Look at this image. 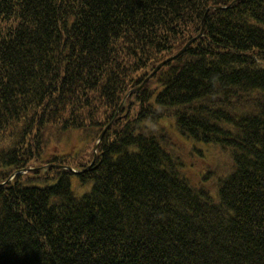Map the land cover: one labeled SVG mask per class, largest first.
Wrapping results in <instances>:
<instances>
[{
	"label": "trees",
	"instance_id": "trees-1",
	"mask_svg": "<svg viewBox=\"0 0 264 264\" xmlns=\"http://www.w3.org/2000/svg\"><path fill=\"white\" fill-rule=\"evenodd\" d=\"M0 264H264V0H0Z\"/></svg>",
	"mask_w": 264,
	"mask_h": 264
},
{
	"label": "rangeland",
	"instance_id": "rangeland-1",
	"mask_svg": "<svg viewBox=\"0 0 264 264\" xmlns=\"http://www.w3.org/2000/svg\"><path fill=\"white\" fill-rule=\"evenodd\" d=\"M80 147L82 148L81 136L79 134H76L73 136L69 147L67 148L65 146H62V150H65L67 148L66 151H73L76 153L78 152V150L81 149ZM11 180H13V178H11ZM72 184H73L74 193L77 196H81L84 193V190L78 187L79 184H77L76 178L73 179Z\"/></svg>",
	"mask_w": 264,
	"mask_h": 264
},
{
	"label": "water",
	"instance_id": "water-1",
	"mask_svg": "<svg viewBox=\"0 0 264 264\" xmlns=\"http://www.w3.org/2000/svg\"><path fill=\"white\" fill-rule=\"evenodd\" d=\"M191 45V43L190 44H188L186 47H189ZM187 48H185L180 54H178L177 56H175L174 58H171L170 60H168V61H166L165 63H163V64H161L158 68H157V70L155 71V73L154 74H156L161 68H163L165 65H167L169 62H171V61H173L174 59H176L177 57H179L180 55H182L184 52H185V50H186ZM153 74V75H154ZM148 81V80H147ZM104 134H105V132L103 133V135H102V137L101 138H103V136H104ZM75 174H79L78 172H76V171H73Z\"/></svg>",
	"mask_w": 264,
	"mask_h": 264
}]
</instances>
